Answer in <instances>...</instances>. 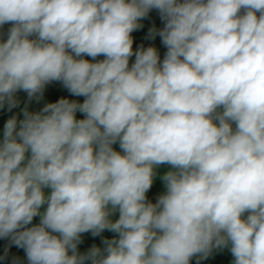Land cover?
Segmentation results:
<instances>
[{
    "label": "clouds",
    "instance_id": "clouds-1",
    "mask_svg": "<svg viewBox=\"0 0 264 264\" xmlns=\"http://www.w3.org/2000/svg\"><path fill=\"white\" fill-rule=\"evenodd\" d=\"M153 9L162 60L133 48ZM9 23L0 107L55 81L85 99L6 122L0 238L28 264H191L224 248L264 264V0H0ZM105 230L118 235L79 250Z\"/></svg>",
    "mask_w": 264,
    "mask_h": 264
},
{
    "label": "crops",
    "instance_id": "crops-1",
    "mask_svg": "<svg viewBox=\"0 0 264 264\" xmlns=\"http://www.w3.org/2000/svg\"><path fill=\"white\" fill-rule=\"evenodd\" d=\"M140 23L143 25L142 28L134 31L132 33L134 44L133 48L137 49L141 46L144 48L153 46L156 47L161 60L164 57L167 49L161 43V38L157 35L155 39H152L149 35L151 29H162L164 27V21L161 19V15L158 10H151L147 17L143 18ZM12 25L5 24L2 28H0V34H2L3 39H7V31ZM86 59L91 60V57H84ZM99 57L96 59L98 60ZM135 57L133 56L130 60L134 62ZM16 97L19 101L18 106L14 107L13 110H9L8 106L0 107V141L3 139L4 126L6 122L16 117L18 120L23 119V109L27 108L31 112H39L41 111L47 104L55 103L59 101L61 98L74 100L82 103L85 97L83 96H74L72 95L59 81L52 82L45 87L43 97L39 100L33 98L29 99L28 95L24 91H19L16 93ZM77 118H83V114L77 112ZM114 148L119 151V144L114 145ZM171 170L169 165H161L157 168V175L155 177L152 188L147 193L148 201L155 203L160 195H162L166 191V187L164 181L161 179L163 174L167 171ZM45 192H50V189H45ZM46 207V205L44 206ZM119 213H115L111 218L113 221L118 219ZM39 216L34 218L32 224L39 223ZM31 226V225H29ZM118 234L113 233L111 231L105 230L99 236H93L91 232L82 234V242L79 244V250L81 252H86L93 245L103 248L104 245L102 241L104 239H113L117 237ZM0 251L1 257L4 259V264H28L26 254L24 249L17 247L14 245L9 238H0ZM233 257L228 248H224L222 250H214L207 258L199 259L198 257H193L191 264H232Z\"/></svg>",
    "mask_w": 264,
    "mask_h": 264
},
{
    "label": "trees",
    "instance_id": "trees-1",
    "mask_svg": "<svg viewBox=\"0 0 264 264\" xmlns=\"http://www.w3.org/2000/svg\"><path fill=\"white\" fill-rule=\"evenodd\" d=\"M0 258L2 259V263L1 264H4V259H3V257H1V251H0Z\"/></svg>",
    "mask_w": 264,
    "mask_h": 264
},
{
    "label": "rangeland",
    "instance_id": "rangeland-1",
    "mask_svg": "<svg viewBox=\"0 0 264 264\" xmlns=\"http://www.w3.org/2000/svg\"><path fill=\"white\" fill-rule=\"evenodd\" d=\"M103 58H104V57L101 56V57L98 58V60H99V59H103ZM12 110H13V108H12Z\"/></svg>",
    "mask_w": 264,
    "mask_h": 264
},
{
    "label": "built area",
    "instance_id": "built-area-1",
    "mask_svg": "<svg viewBox=\"0 0 264 264\" xmlns=\"http://www.w3.org/2000/svg\"><path fill=\"white\" fill-rule=\"evenodd\" d=\"M2 263V259L0 258V264Z\"/></svg>",
    "mask_w": 264,
    "mask_h": 264
}]
</instances>
